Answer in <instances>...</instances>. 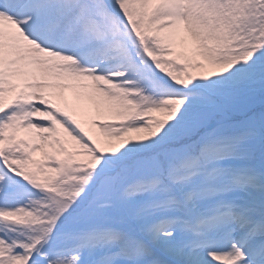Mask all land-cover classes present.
<instances>
[{"label": "snow or ice", "instance_id": "1", "mask_svg": "<svg viewBox=\"0 0 264 264\" xmlns=\"http://www.w3.org/2000/svg\"><path fill=\"white\" fill-rule=\"evenodd\" d=\"M0 264H264V0H0Z\"/></svg>", "mask_w": 264, "mask_h": 264}, {"label": "rangeland", "instance_id": "2", "mask_svg": "<svg viewBox=\"0 0 264 264\" xmlns=\"http://www.w3.org/2000/svg\"><path fill=\"white\" fill-rule=\"evenodd\" d=\"M85 126H86V127H88V125H87V124H86ZM133 135H135V134H133Z\"/></svg>", "mask_w": 264, "mask_h": 264}]
</instances>
